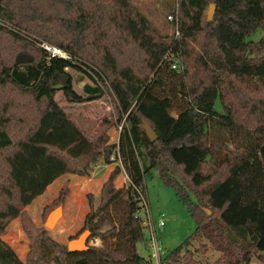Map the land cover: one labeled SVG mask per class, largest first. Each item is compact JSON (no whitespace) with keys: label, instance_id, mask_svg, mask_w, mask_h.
Masks as SVG:
<instances>
[{"label":"trees","instance_id":"trees-1","mask_svg":"<svg viewBox=\"0 0 264 264\" xmlns=\"http://www.w3.org/2000/svg\"><path fill=\"white\" fill-rule=\"evenodd\" d=\"M169 12L178 37L130 0H0V264H151L138 243L152 169L196 222L163 264L254 257L264 264V0H173ZM169 52L183 69L172 68ZM21 53L33 61L18 63ZM70 69L90 78L85 94L74 89ZM58 90L72 103L110 95L118 122L126 119L118 141L106 131L89 138L56 100ZM113 156L119 163L98 199L87 193L84 226L71 237L89 229L101 243L69 251L45 227L35 235L26 229L29 250L20 259L2 238L10 223L61 175H89ZM122 171L128 188L116 184ZM68 194L62 189L58 204ZM211 250L220 254L209 261Z\"/></svg>","mask_w":264,"mask_h":264},{"label":"rangeland","instance_id":"rangeland-1","mask_svg":"<svg viewBox=\"0 0 264 264\" xmlns=\"http://www.w3.org/2000/svg\"><path fill=\"white\" fill-rule=\"evenodd\" d=\"M130 1L150 17L153 23L164 33L169 35L175 33L174 24L169 19V14L171 13L169 11L172 9L173 0ZM261 33V30L257 31L252 36L253 39L258 40L261 37ZM44 45L50 49L49 51L55 52L56 50L58 54H65L64 50L54 45L47 43ZM69 71L74 76V89L79 93L85 94L83 86L85 83H92L90 78L81 71L75 69H70ZM56 100L61 106L65 107L72 119L89 138L94 139L106 131L110 135L111 142L118 141L120 135L119 126L124 125L126 119L124 117L121 122H118L119 112L110 95L105 94L103 97L87 103H72L66 99L62 90H58ZM217 105L221 109L219 104ZM116 159L118 158L113 156L111 162H106L103 157L100 158L98 164L89 175L65 173L58 177L44 193L37 196L26 207L17 219L10 223L6 234L2 238L16 251L20 259L25 260L30 242L26 229L35 235L43 227L46 228L45 222L49 213L62 205L58 204L56 198L62 189L68 187L69 194L64 201V205H62V215L57 219L55 225L48 230L53 238L67 244L71 237L76 235L84 226V217L89 211L87 193L93 192L97 199L99 198L103 182L119 163V160L116 161ZM124 177L125 173L122 171L116 180V184L120 187L128 188V180L124 179ZM145 185L149 215L156 227L159 243L163 250L170 251L194 232L196 222L185 203L176 195L174 188L161 179L158 170L152 169L146 174ZM192 200H195L194 196H192ZM141 214L145 217L144 213L141 212ZM161 219L165 221V226L162 230L158 227ZM144 234L145 241L138 243V252L143 258L150 261V252L147 248L150 230L147 226L144 227ZM95 242V238L89 241L91 245H95ZM219 254V252L211 250L207 254L209 261L216 259ZM207 255L198 256L197 254V257L206 259ZM250 264L263 263L254 257Z\"/></svg>","mask_w":264,"mask_h":264},{"label":"built area","instance_id":"built-area-1","mask_svg":"<svg viewBox=\"0 0 264 264\" xmlns=\"http://www.w3.org/2000/svg\"><path fill=\"white\" fill-rule=\"evenodd\" d=\"M169 19L172 20V22H177L176 14L169 15ZM175 34L177 37L180 34L179 29H178V25H176V24H175ZM44 47H45V45H44ZM48 50H50V49H48ZM52 54H57V55H60L61 57H68L66 53L65 54H58V51H56V50H55V52H52ZM166 57L171 62V66L173 69H179V70L183 69V64H182L179 57L174 56L173 54L170 55V52H169V54H167ZM119 127H120V131H121L123 125H120ZM128 180H129V178H128ZM129 182H130V180H129ZM140 198H141L140 204H141L142 208L139 211V214L141 215V217L143 219V225L147 226L150 230V236H149V239L147 242V248L150 252L151 264H163L162 259H163V256L166 254L167 251L163 250L160 243H159V238L157 235L156 227L154 226L153 222L151 221V218L149 215L148 203L146 200V194H141ZM141 212L145 214V217L142 216ZM164 226H165V221L163 219H161L159 221L158 227L160 230H162L164 228ZM95 239H96L95 245H98L99 241H101V240L99 238H95Z\"/></svg>","mask_w":264,"mask_h":264},{"label":"water","instance_id":"water-1","mask_svg":"<svg viewBox=\"0 0 264 264\" xmlns=\"http://www.w3.org/2000/svg\"><path fill=\"white\" fill-rule=\"evenodd\" d=\"M215 4H211L209 11H208V19L212 20L214 17V13H215ZM33 61V56L28 54V53H21L18 55L17 57V62L18 63H29ZM55 89H60L62 88V85H55L54 86ZM143 128L145 130V132L147 133V136L149 137V139L151 140V142H155L157 140V134L155 133V131L153 130V128L151 127V125L149 123H147L146 121H143ZM62 209L63 206H58L56 207L54 210H52L45 222V226L46 229H50L52 228L57 219L62 215ZM94 237L92 236V232L89 229H85L81 234H79V236H77L76 238L70 239L67 243L68 246V250L69 251H87L89 250L90 246H92L89 241L90 239H93ZM139 264H146L145 261L143 259L140 260Z\"/></svg>","mask_w":264,"mask_h":264},{"label":"crops","instance_id":"crops-1","mask_svg":"<svg viewBox=\"0 0 264 264\" xmlns=\"http://www.w3.org/2000/svg\"><path fill=\"white\" fill-rule=\"evenodd\" d=\"M125 173V172H124ZM124 179H126V180H128V177H127V175H126V173H125V177H124ZM126 182V181H125ZM127 184H129V180H128V183ZM127 188V187H126ZM100 243H101V241H100Z\"/></svg>","mask_w":264,"mask_h":264}]
</instances>
